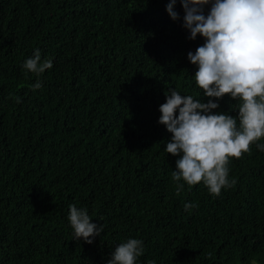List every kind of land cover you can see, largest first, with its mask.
Segmentation results:
<instances>
[{
	"label": "trees",
	"instance_id": "trees-1",
	"mask_svg": "<svg viewBox=\"0 0 264 264\" xmlns=\"http://www.w3.org/2000/svg\"><path fill=\"white\" fill-rule=\"evenodd\" d=\"M170 2L0 0V264H108L129 239L136 264H264V139L230 159L218 195L171 178L160 106L174 89L209 98L188 60L205 40ZM37 50L53 63L39 76L24 68ZM213 102L238 115L239 100ZM70 205L103 226L91 244Z\"/></svg>",
	"mask_w": 264,
	"mask_h": 264
},
{
	"label": "clouds",
	"instance_id": "clouds-1",
	"mask_svg": "<svg viewBox=\"0 0 264 264\" xmlns=\"http://www.w3.org/2000/svg\"><path fill=\"white\" fill-rule=\"evenodd\" d=\"M175 3L171 0L167 7L173 21L178 19ZM181 4L190 39L199 35L205 40L195 54L188 53V60L198 67L194 80L209 100L203 103L170 90L160 106L158 122L172 136L166 152L181 157L172 180H183L189 186L203 183L211 194L218 195L235 183L228 178L230 159L240 158L253 143L264 139V0H181ZM209 4L210 12L205 15L203 8ZM52 67L50 59L41 61L39 50L24 63L25 70L37 76ZM40 87L38 80L34 88ZM225 95L239 100L237 116L213 114L220 107L213 101ZM258 148L264 151V143ZM183 186L177 183V193ZM193 207L192 203L184 205L185 211ZM69 208L76 240L83 238L91 244L89 237L99 236L103 226L91 223L86 209ZM143 252L141 240L129 239L115 248L108 264H136Z\"/></svg>",
	"mask_w": 264,
	"mask_h": 264
}]
</instances>
